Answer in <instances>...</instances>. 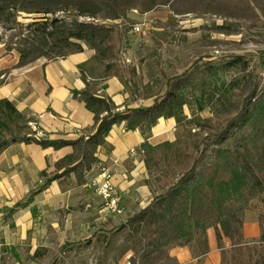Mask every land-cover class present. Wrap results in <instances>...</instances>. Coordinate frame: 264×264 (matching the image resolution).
<instances>
[{"label":"trees","instance_id":"16d2710c","mask_svg":"<svg viewBox=\"0 0 264 264\" xmlns=\"http://www.w3.org/2000/svg\"><path fill=\"white\" fill-rule=\"evenodd\" d=\"M0 8L3 9L4 5ZM71 37L94 49L96 58L105 64L102 80L91 83L86 77L88 62L81 63L79 68L87 85L83 90L73 91L94 114L93 133L76 140L37 139L29 124L31 120L13 102L3 98L0 99V152L18 141L36 142L45 148L71 145L73 152L56 162L55 173L51 176L46 171L42 173L47 177L44 186L72 174L82 184L88 172L99 165L98 148L106 144L115 124L125 122L127 130L140 128L146 133L160 118L174 117L177 119L175 140L153 145L146 139L139 145L149 173L156 174L163 181L159 185L161 193L123 227H128L133 237L156 234L149 242L151 248L146 254L149 259L172 243L173 239L165 230L168 223L175 226L177 238L183 239V244L192 242V209L196 203L203 206L209 199L217 212L214 225L219 244L223 237H227L234 244L233 250L242 253L247 248L243 244L246 191L256 189L257 193H264V86L256 70H249V61L242 55L219 63L200 60L181 74L162 70L152 80L140 84L136 79V65L122 69L117 63L119 45L126 39L127 30L117 29L113 33L105 26L97 28L83 24ZM82 49L83 45H79L76 51ZM228 72H234L236 76L218 87L221 73ZM113 76L121 80L132 101L154 99L153 103L140 107L127 104L120 110L109 95L98 93L107 86L102 82ZM192 101L197 104L200 114L189 117L185 114V106ZM207 105L212 114L202 116ZM238 128L249 132L240 137L235 149L223 146L222 143ZM214 144L218 160L213 171L209 175L198 174L202 156ZM222 170L229 172V177L223 178ZM206 188L214 197L209 198ZM181 198L184 201L178 219L174 220ZM231 201L239 202V207L226 210L225 203ZM263 220L260 216V222ZM193 226L205 227L200 220H195ZM261 240L264 241V231ZM259 264H264V255Z\"/></svg>","mask_w":264,"mask_h":264},{"label":"rangeland","instance_id":"374dc122","mask_svg":"<svg viewBox=\"0 0 264 264\" xmlns=\"http://www.w3.org/2000/svg\"><path fill=\"white\" fill-rule=\"evenodd\" d=\"M1 5L4 8H0V59L7 58V70L78 50L79 45L86 44L71 35L83 24H90L111 28L113 33L117 29L127 30L126 39L119 45L117 63L122 69L136 65L140 84L152 80L162 70L181 74L196 61L219 63L242 55L249 61V70H256L264 86L263 0H0ZM137 23L143 24L141 33L132 30ZM235 76L234 72L221 73L218 87ZM185 114L189 117L200 114L197 104L192 101L186 105ZM211 114L209 105L201 112L202 116ZM248 132L244 128L235 129L222 145L235 149L240 137ZM216 148L214 144L202 156L198 174L209 175L213 171L218 160ZM221 176L227 178L229 172L222 170ZM146 183L154 197L161 193L159 185L163 181L156 174L149 173ZM205 191L209 198L214 197L209 188ZM246 194L244 222L250 214L260 222V216L264 219V193L249 189ZM183 201L181 198L176 206L174 220L178 219ZM239 205L235 201L226 202L225 209H237ZM192 217V242L183 244V239L177 238L175 226L168 223L165 230L172 243L149 259L146 258L151 248L149 242L156 234L133 237L128 227L119 224L111 228L107 222L101 223L103 226L91 242H62L53 238L49 246H39L46 258H38L36 264H178L173 251L187 247L195 255L194 264H203L211 253L208 231L216 229L217 212L207 199L203 206L199 202L194 205ZM195 220L205 227L193 226ZM260 229L257 237L244 236L247 248L242 253L233 250L230 239L225 242L223 238L219 244L221 264L261 263L264 220ZM127 254H131L129 259Z\"/></svg>","mask_w":264,"mask_h":264},{"label":"crops","instance_id":"0c3cea01","mask_svg":"<svg viewBox=\"0 0 264 264\" xmlns=\"http://www.w3.org/2000/svg\"><path fill=\"white\" fill-rule=\"evenodd\" d=\"M83 62H88L87 81L100 82L105 64L87 45L64 56L38 59L10 70H7V58H1L0 99H9L38 124L44 131V139L87 137L93 133L94 114L73 93L87 85L79 68ZM102 83L107 86L98 93L109 95L120 110L127 104L140 107L154 101H132L116 76ZM125 125L122 122L113 126L106 144L98 148L99 165L88 172L82 184L72 174L44 186L47 177L42 173L46 171L48 176L55 173L56 162L73 152L71 145L45 148L36 142L18 141L0 152V264H36L38 258L45 257V251L39 246H49L53 238L62 242H91L95 232L103 226L101 223L109 222L111 228L124 226L133 215L150 205L154 196L146 183L149 171L139 145L146 139L153 145L175 140L177 119L162 117L146 133L140 128L127 130ZM102 166L112 170V181L122 198L121 214L101 211L102 199L88 185ZM260 231L259 219L256 221L250 214L244 222V236L257 237ZM208 236L211 253L203 264H221L217 230L209 229ZM223 238L225 242L229 239ZM172 255L178 264H194L195 255L189 247L176 249ZM130 257L131 254H127L126 259Z\"/></svg>","mask_w":264,"mask_h":264},{"label":"built area","instance_id":"2783aa9c","mask_svg":"<svg viewBox=\"0 0 264 264\" xmlns=\"http://www.w3.org/2000/svg\"><path fill=\"white\" fill-rule=\"evenodd\" d=\"M141 23L134 24L132 27L133 32L141 33ZM33 136L37 139H44L45 134L38 124L33 121L29 122ZM113 173L109 167L102 166L99 168L95 176L90 178L88 185L93 189L94 193L101 199V211L111 214L123 213V207L121 206V195L117 192L116 187L112 181Z\"/></svg>","mask_w":264,"mask_h":264}]
</instances>
